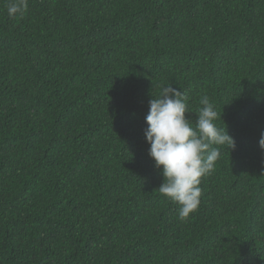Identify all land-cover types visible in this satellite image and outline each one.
I'll return each mask as SVG.
<instances>
[{
	"label": "trees",
	"instance_id": "1",
	"mask_svg": "<svg viewBox=\"0 0 264 264\" xmlns=\"http://www.w3.org/2000/svg\"><path fill=\"white\" fill-rule=\"evenodd\" d=\"M0 0V264H264V0ZM171 84L235 138L181 220L144 130Z\"/></svg>",
	"mask_w": 264,
	"mask_h": 264
},
{
	"label": "clouds",
	"instance_id": "2",
	"mask_svg": "<svg viewBox=\"0 0 264 264\" xmlns=\"http://www.w3.org/2000/svg\"><path fill=\"white\" fill-rule=\"evenodd\" d=\"M4 6L7 15L14 17L27 10L28 0H5ZM200 103L203 106L196 111L193 123L186 115L191 111L185 92L169 84L149 100L145 117L148 153L164 177L158 191L179 206L181 220L199 207L201 178L214 170L221 156L220 146H227L230 151L236 148L227 127L221 129L215 123L219 117L209 97L202 96ZM259 145L264 149V133Z\"/></svg>",
	"mask_w": 264,
	"mask_h": 264
}]
</instances>
